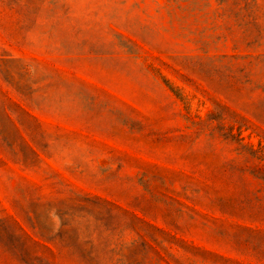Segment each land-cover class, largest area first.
I'll return each instance as SVG.
<instances>
[{"label": "rangeland", "instance_id": "374dc122", "mask_svg": "<svg viewBox=\"0 0 264 264\" xmlns=\"http://www.w3.org/2000/svg\"><path fill=\"white\" fill-rule=\"evenodd\" d=\"M0 264H264V0H0Z\"/></svg>", "mask_w": 264, "mask_h": 264}, {"label": "trees", "instance_id": "16d2710c", "mask_svg": "<svg viewBox=\"0 0 264 264\" xmlns=\"http://www.w3.org/2000/svg\"><path fill=\"white\" fill-rule=\"evenodd\" d=\"M242 128H243V126H238L237 127V137H238V139H237V141L240 143L241 142V140H242V137H241V132H242ZM246 130V129H245Z\"/></svg>", "mask_w": 264, "mask_h": 264}]
</instances>
